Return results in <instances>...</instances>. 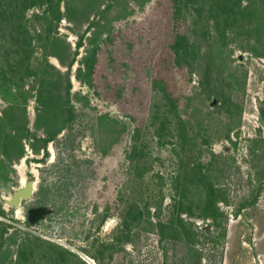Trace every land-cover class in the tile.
<instances>
[{
	"label": "rangeland",
	"instance_id": "374dc122",
	"mask_svg": "<svg viewBox=\"0 0 264 264\" xmlns=\"http://www.w3.org/2000/svg\"><path fill=\"white\" fill-rule=\"evenodd\" d=\"M216 1L199 12L183 0H94L69 21L47 3L12 15L0 0V264H192L193 240L169 227L177 217L199 230L201 264H223L231 220L248 236L235 220L264 195V15L257 0L237 17ZM178 35L192 51L180 61ZM24 38L28 58L15 54ZM57 55L75 57L71 68ZM194 163L223 193L208 202L217 218L175 204ZM22 175L37 179L34 193L7 204ZM255 210L240 220L255 216L264 251Z\"/></svg>",
	"mask_w": 264,
	"mask_h": 264
},
{
	"label": "trees",
	"instance_id": "16d2710c",
	"mask_svg": "<svg viewBox=\"0 0 264 264\" xmlns=\"http://www.w3.org/2000/svg\"><path fill=\"white\" fill-rule=\"evenodd\" d=\"M240 1V0H239ZM92 2H94V0H86L84 1L83 6H80L79 3L75 2L74 0H65L64 1V11L61 10L60 8V0H57V3L54 2V0H8V9L11 10V14L13 15L14 12L18 13V9L23 11V7L25 6H29V4L35 5V4H44L47 3L50 5V9H52V13H54L56 15L60 17H65L66 19H68L69 21H76V17H78L79 13H84L85 10L84 7L86 5L91 4ZM212 3V0H183V5L186 7H190L195 9L196 11H202L204 10V8L206 7L207 3ZM218 3V7L222 12H229V14L234 13V17H237V14H241L244 15L247 9H251L252 8V4L253 1L251 0L252 3L241 7L242 10L237 11L235 9V7L232 5L234 2L233 0H231L229 2V0H217L216 1ZM241 2H239L240 5ZM257 6H255L253 8V10H256L258 12V20L261 19V17L264 15V0H257L256 2H254ZM28 4V5H27ZM57 4V6H56ZM238 5V6H239ZM59 6V7H58ZM57 7V8H56ZM6 9V10H8ZM216 12V11H215ZM214 12V13H215ZM247 13V12H246ZM58 18V17H57ZM229 21V20H228ZM235 22V21H234ZM259 22V21H258ZM16 23L18 25V27H22L23 26V21L22 18L20 16H17L16 18ZM227 24V22H226ZM258 31L259 36L261 37L263 35L262 30L257 28L256 29ZM178 42L173 46L174 47V52L177 55V61H180L181 55H187V54H192V51L190 52V45L188 44L187 41L183 39L184 37L182 35H178ZM176 38V41H177ZM180 40H182L180 42ZM82 43V39L78 42V45H81ZM18 49L15 50V54H20V53H25V56L28 58L30 57V51H32L31 49V41H27V39H23L22 42H16ZM220 53V51H219ZM60 62L63 65H67L69 68H71V65L75 59V57H72V59H70V61L66 62L64 60L63 57H60L59 55H57ZM87 57V56H85ZM23 60V58H22ZM21 59L17 61V68L18 70L20 69V63L22 61ZM26 69L28 73H34V70H31L30 65L26 64ZM80 70H83L82 67L79 68ZM86 70L88 73H92L94 70V67L92 66L91 61L89 62L88 57L86 58ZM57 72L60 73L61 75H64V72H62L60 69L57 68ZM81 72V71H80ZM1 74L6 77L7 76V72L5 70H1ZM79 77L81 76L80 73L78 75ZM65 78L67 80V92L68 94L70 93V87H71V78H70V73L67 70L65 72ZM166 98L168 99L169 96L166 95ZM68 104V99L65 101V104ZM72 108V105H69ZM69 108V109H71ZM56 132V131H55ZM55 132H51L48 133V135L44 138V139H51L54 135ZM136 149V147L134 148ZM137 154V150H135V155ZM199 164L194 163V165L187 170L188 172H186L184 174V182L181 185H176V189H177V194H178V198L174 199L175 200V204L178 206L180 211H186V212H190V213H194L195 209L194 207V203L196 202V208H198V210L200 211V215L201 216H209V215H213L216 216V218L218 217L219 213H217L216 211L214 212L213 210H215V206L213 204L209 205L208 202L212 201L213 203L217 202L218 198L223 196V193H220L219 190L215 187H213L212 183H209V186L206 187V185H208L207 181H206V173H202L201 169L198 168ZM182 177V179H183ZM257 201V197L255 196L251 201L248 202H243L240 206V208L238 209V212L240 213V209H243L244 207L248 206L249 204H253ZM205 202V203H204ZM206 204V205H205ZM217 210V208H216ZM179 211V212H180ZM174 221V220H171ZM184 224H186V222L184 221V219H182V217H177L176 220L174 222H171L169 224V227L171 228V230L174 231L175 236L180 235V233H182V231H187V234L189 236V238H191L192 244L190 246H188L187 250L189 252V255H192L193 261L192 264H201L202 261V256H201V251L199 250L198 247H196V240H198V234H199V230L195 229L194 226H190L189 228L185 227ZM190 224V222H189ZM194 224V223H192ZM191 224V225H192ZM163 226H168L167 224L163 225ZM182 228L181 232L180 229ZM202 230L201 231H211V225L209 222L206 223L205 226L201 227ZM177 233V235H176ZM224 235V233H223ZM217 236V235H216ZM226 236V234L224 235V237ZM193 237V238H192ZM212 239L216 240V237H213ZM224 254V251H223ZM190 257V256H189ZM222 259V256H221Z\"/></svg>",
	"mask_w": 264,
	"mask_h": 264
},
{
	"label": "crops",
	"instance_id": "0c3cea01",
	"mask_svg": "<svg viewBox=\"0 0 264 264\" xmlns=\"http://www.w3.org/2000/svg\"><path fill=\"white\" fill-rule=\"evenodd\" d=\"M264 197V195H262ZM260 198L256 204L244 207L240 213V218L236 219V222H239V226L247 229L249 227L250 233L247 235L242 234L240 237L236 236L233 231V220L229 222L227 234L228 240L225 242V256L223 264H245L243 262L244 257H249V260L246 264H264V251L259 248V231L257 233L258 222L253 217L247 218L248 220H243L241 218L243 214L247 217V212H254L264 209V199ZM234 238V239H233ZM243 255V256H242Z\"/></svg>",
	"mask_w": 264,
	"mask_h": 264
},
{
	"label": "water",
	"instance_id": "95a60500",
	"mask_svg": "<svg viewBox=\"0 0 264 264\" xmlns=\"http://www.w3.org/2000/svg\"><path fill=\"white\" fill-rule=\"evenodd\" d=\"M22 161H25V157L22 158ZM36 178H26L25 182L18 187L13 194L7 198V203L13 206H19L23 199H27L32 196L34 190L36 189ZM37 214V209L34 211L29 210L28 218L33 220Z\"/></svg>",
	"mask_w": 264,
	"mask_h": 264
},
{
	"label": "bare ground",
	"instance_id": "6f19581e",
	"mask_svg": "<svg viewBox=\"0 0 264 264\" xmlns=\"http://www.w3.org/2000/svg\"><path fill=\"white\" fill-rule=\"evenodd\" d=\"M20 180H21V181H20L21 184H23V183L25 182L26 179H25L24 175H22V177H21ZM7 204H8V203H7Z\"/></svg>",
	"mask_w": 264,
	"mask_h": 264
}]
</instances>
